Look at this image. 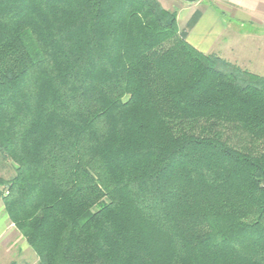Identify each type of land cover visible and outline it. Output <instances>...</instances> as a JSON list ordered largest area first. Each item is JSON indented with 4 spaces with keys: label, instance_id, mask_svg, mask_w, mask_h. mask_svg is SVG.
<instances>
[{
    "label": "trees",
    "instance_id": "obj_1",
    "mask_svg": "<svg viewBox=\"0 0 264 264\" xmlns=\"http://www.w3.org/2000/svg\"><path fill=\"white\" fill-rule=\"evenodd\" d=\"M0 156L40 264H264V77L158 0H0Z\"/></svg>",
    "mask_w": 264,
    "mask_h": 264
},
{
    "label": "crops",
    "instance_id": "obj_2",
    "mask_svg": "<svg viewBox=\"0 0 264 264\" xmlns=\"http://www.w3.org/2000/svg\"><path fill=\"white\" fill-rule=\"evenodd\" d=\"M218 1L217 6L211 5L202 13H195L198 18L187 37L189 43L204 54L216 55L242 70L264 77V0ZM9 223L1 202L0 264L17 261L9 256L12 249L8 250L6 245L1 248ZM23 243L25 240L21 248ZM14 248L17 249V245Z\"/></svg>",
    "mask_w": 264,
    "mask_h": 264
},
{
    "label": "rangeland",
    "instance_id": "obj_3",
    "mask_svg": "<svg viewBox=\"0 0 264 264\" xmlns=\"http://www.w3.org/2000/svg\"><path fill=\"white\" fill-rule=\"evenodd\" d=\"M158 1L162 4V6L165 9L170 11H176L178 13L179 29L181 32L186 33L187 37L188 35H190V30L192 28V26L190 27L191 22H189V24L187 23L188 20L190 18L191 21L193 19L196 20L198 16L195 13L197 12L202 13L203 11H205L206 8L210 7L211 5L217 6V3L219 2L218 0H200L198 3L194 5H189L183 2L182 0H158ZM193 15H195L196 17H192ZM186 26H188V28ZM13 169H14V165L10 162L3 161L0 156V179L9 180L14 174ZM3 190L4 187L0 185V192ZM1 202L2 200L0 199V204ZM8 226H9L8 231L2 239L1 248H3V246L6 245L8 250L12 249V251L9 252V256L11 259H16L17 264H40L39 258L32 251V249L29 247L26 241L25 243H23V248H21V244L24 241V238L22 237L20 232L16 229V227L11 222L9 223ZM16 245L18 250L14 248Z\"/></svg>",
    "mask_w": 264,
    "mask_h": 264
},
{
    "label": "water",
    "instance_id": "obj_4",
    "mask_svg": "<svg viewBox=\"0 0 264 264\" xmlns=\"http://www.w3.org/2000/svg\"><path fill=\"white\" fill-rule=\"evenodd\" d=\"M182 1L185 2V3H188V4H194V3H197L200 0H182Z\"/></svg>",
    "mask_w": 264,
    "mask_h": 264
}]
</instances>
